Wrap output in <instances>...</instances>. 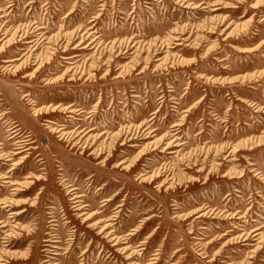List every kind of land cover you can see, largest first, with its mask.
I'll return each mask as SVG.
<instances>
[{
    "label": "rangeland",
    "instance_id": "obj_1",
    "mask_svg": "<svg viewBox=\"0 0 264 264\" xmlns=\"http://www.w3.org/2000/svg\"><path fill=\"white\" fill-rule=\"evenodd\" d=\"M3 34L0 264H264V0H0Z\"/></svg>",
    "mask_w": 264,
    "mask_h": 264
},
{
    "label": "bare ground",
    "instance_id": "obj_2",
    "mask_svg": "<svg viewBox=\"0 0 264 264\" xmlns=\"http://www.w3.org/2000/svg\"><path fill=\"white\" fill-rule=\"evenodd\" d=\"M2 36H3V37H2ZM2 36H0V37H2V38H0V41L3 40V38L6 37V36H4V34H3ZM7 42H8V41H7ZM38 58H39L38 56H34V64H36V63L39 62ZM13 61H15V59H12V58L5 60V62H9V63H13ZM25 63H26V60L23 61L20 65L23 66ZM40 65H41V63H40ZM10 66H12V67H19V65H16V66H15V65H13V64H9V65H8V67H10ZM71 190H73V189H71ZM72 198L75 199V198H77V196H73ZM72 198H71V199H72ZM74 202H77V201H74ZM74 207H75L74 210H78V209H80L79 206H78V204H75ZM88 217H89V216H87L86 218H88Z\"/></svg>",
    "mask_w": 264,
    "mask_h": 264
}]
</instances>
